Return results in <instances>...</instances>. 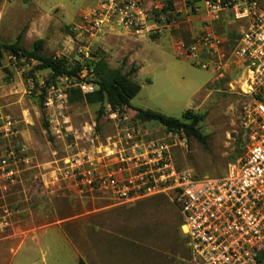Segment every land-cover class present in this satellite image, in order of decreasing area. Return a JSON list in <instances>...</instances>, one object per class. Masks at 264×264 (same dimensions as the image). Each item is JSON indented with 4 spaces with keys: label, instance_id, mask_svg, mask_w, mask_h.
<instances>
[{
    "label": "rangeland",
    "instance_id": "rangeland-1",
    "mask_svg": "<svg viewBox=\"0 0 264 264\" xmlns=\"http://www.w3.org/2000/svg\"><path fill=\"white\" fill-rule=\"evenodd\" d=\"M94 5L95 0H0V42L12 44L21 37V46L33 50L35 42L42 39L43 55L66 58L72 67L85 61L84 50L89 49L95 83L99 80L96 65L101 59L109 70L128 74L135 68L133 78L141 91L132 100L134 107L174 118H182L189 109L206 115L200 127L208 137V147L187 139L186 148H174L177 165L199 177L225 176L228 166L243 157L247 142L241 128L247 103L241 90L242 73L236 66L223 76L203 69L197 61L181 55L167 36H151L145 47H135L129 39L117 44V36L108 38L109 46L101 44L99 37L89 36L78 25ZM227 21L220 26L212 24V28L225 36L229 50L240 33ZM201 32L193 35L180 30L172 34L190 45ZM140 51H144L141 63L133 62L132 57ZM36 66V61L16 64L6 57L0 67V109L19 121L25 116L27 122L20 126L30 136L28 141L22 139L31 160L20 185L8 198L19 206L20 214L9 235L0 240V264H10L22 246L12 264H80L81 259L93 264L97 255L102 264H197L181 234L179 209L164 196L122 206L101 194L80 197L68 190L64 194L66 186L55 194L40 189L36 178L52 168H63L68 150L65 140L51 134L49 115L41 99L27 93L31 77L50 75L48 70H36ZM100 108V103L88 105L77 99L67 116L81 130L103 119H99ZM148 128L153 136H165L159 124L149 123ZM60 218L68 219L57 222ZM45 229L41 247L37 248L33 242Z\"/></svg>",
    "mask_w": 264,
    "mask_h": 264
},
{
    "label": "built area",
    "instance_id": "built-area-1",
    "mask_svg": "<svg viewBox=\"0 0 264 264\" xmlns=\"http://www.w3.org/2000/svg\"><path fill=\"white\" fill-rule=\"evenodd\" d=\"M201 3L207 14L203 30L190 45L181 44L182 54L220 76L231 66L242 73L241 90L247 98L241 120L247 138L243 157L223 177H199L176 163L174 148L188 146L183 134L153 136L148 124L126 107L107 106L103 119L77 129L67 116L68 94L78 90L85 96L97 87L93 56L85 49L76 76L28 80V95L43 98L51 134L65 140L68 150L65 166L39 174L38 185L50 194L71 185L80 196L101 194L122 206L164 196L181 213L182 234L194 262L264 264V0ZM225 13L240 33L229 50L225 36L212 28ZM80 21L91 37L108 29L158 36L178 24L173 0H95ZM7 58L16 64L25 61L15 55ZM19 125L0 109V240L17 222L19 206L8 198L31 165Z\"/></svg>",
    "mask_w": 264,
    "mask_h": 264
},
{
    "label": "trees",
    "instance_id": "trees-1",
    "mask_svg": "<svg viewBox=\"0 0 264 264\" xmlns=\"http://www.w3.org/2000/svg\"><path fill=\"white\" fill-rule=\"evenodd\" d=\"M19 39L12 44H3L0 42V67L1 62L6 57L15 55L18 59L36 61V70H48L50 72V78L52 79L58 76H76L80 71V63L72 67L66 58L43 55L44 40H37L34 44V49L27 50L21 46ZM96 68H98L97 73L99 76V80L96 82V91L84 96L78 90H73L68 94L70 104H73L77 99L88 105L100 103L99 119L103 116L107 106L111 109L126 107L132 110L135 113V117L143 124H159L163 128L164 133L174 132L183 134L186 139H195L206 148L208 147V137L202 133L200 127V123L204 121L206 115L197 114L192 109H189L183 113L182 118H174L158 111L135 108L132 105V100L141 91L140 84L133 78L134 72L136 71L135 68L128 74L123 73L121 70H109L103 59L97 63ZM40 99V103H42L43 98ZM182 223L183 219L181 226ZM182 236L187 240L183 234ZM80 264L86 263L81 259Z\"/></svg>",
    "mask_w": 264,
    "mask_h": 264
},
{
    "label": "crops",
    "instance_id": "crops-1",
    "mask_svg": "<svg viewBox=\"0 0 264 264\" xmlns=\"http://www.w3.org/2000/svg\"><path fill=\"white\" fill-rule=\"evenodd\" d=\"M173 2H174V6H175V9H176V12H177L178 24L175 27V29H173L172 31H166V32L162 33L161 35L155 36L156 37L155 39L161 38L162 36L169 37V39L171 40L172 46L175 45L177 47V50L179 51V53L181 55H183L182 54V50H181V44L185 43V39L183 40L182 39L183 37L177 39V38H175L173 36L175 34H172V33H176L177 31H180V30H182V31L184 30L186 32L190 31L193 35L199 33L200 30H203V25H204V23H205V21L207 19V14L205 12L203 4L201 3V0H173ZM93 4H94V2H93ZM226 20L229 21V23L231 24L230 26H232V25L236 26V24L232 21L230 15L228 13H225L220 19L214 21L212 24H214L215 26H220ZM78 25H79V28H80L81 27V22H79ZM193 32H197V33L194 34ZM95 35H96V37H99V39H101V44H105L106 46L107 45L109 46L108 38H112L113 36H115V37L117 36V41H119V42H117V44H119L120 41H124L126 39H129V40H131L134 43L135 47L136 46H144L145 47V43L144 42L147 41V40H152L151 36L149 35V33H144L142 35H132L131 33L127 32V31L119 30V29H108V30L102 31L99 34H95ZM142 52L144 53V51H140V52L134 54V56L132 57L133 62L138 60V63H141L142 60H140V59H141V56H142ZM141 67H140V69H141ZM140 69H138V70L140 71ZM3 91H4V89H3ZM135 108H137V107H135ZM8 116H10V115H8ZM23 119H24L23 121H20V125L24 121L27 122L25 116H24ZM19 128H20V141H22L23 143L26 144V142L22 139V137L25 140L28 141L30 139V136H29L27 131H24L21 128V126ZM109 130L110 129H109L108 126L104 127V132H108ZM40 183L41 182H40V179H39L38 180V184H40ZM40 189L44 190L42 187H40ZM62 189L63 188H61L60 192L62 191ZM66 191L68 193L72 192L73 193V194L71 193L72 196H74V193L77 194L76 188L71 186V185H67L66 186V190L63 193L66 194L67 193ZM44 192H46V191L44 190ZM67 219L68 218H60V220H58L57 222L61 223V222L66 221ZM51 226H54V224L49 225L46 229H48ZM58 226H60V225H58ZM46 229L44 231H42V233H40L37 236V238H38L37 240L38 241L37 242H33L37 248L41 247L40 242H41V239L46 234ZM22 247H24V246H22ZM19 250L16 251L14 257L16 256V254L18 253ZM14 257L11 259L10 264H12V262L14 260ZM95 260L97 262L93 263V264H102L101 260L99 262V256L98 255L95 257Z\"/></svg>",
    "mask_w": 264,
    "mask_h": 264
}]
</instances>
